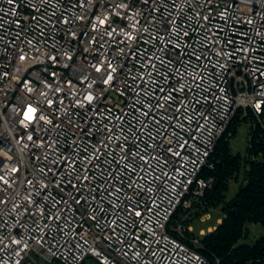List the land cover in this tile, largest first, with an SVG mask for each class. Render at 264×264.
<instances>
[{
  "label": "built area",
  "instance_id": "1",
  "mask_svg": "<svg viewBox=\"0 0 264 264\" xmlns=\"http://www.w3.org/2000/svg\"><path fill=\"white\" fill-rule=\"evenodd\" d=\"M236 114L252 148L264 0H0V264H213Z\"/></svg>",
  "mask_w": 264,
  "mask_h": 264
},
{
  "label": "trees",
  "instance_id": "2",
  "mask_svg": "<svg viewBox=\"0 0 264 264\" xmlns=\"http://www.w3.org/2000/svg\"><path fill=\"white\" fill-rule=\"evenodd\" d=\"M239 124L240 115L236 114L218 140L211 156L215 163L214 168H204L201 172L202 176L215 178L213 188L206 192L204 211L221 205L222 211L226 213L216 229L201 237V245L198 247L213 264L216 259L219 264H258L257 259L264 256V234L252 244L240 242L247 235V222L264 226V130L257 122L251 139L252 148L247 147L248 154L244 156L240 152H234L230 143V137ZM251 153L257 155L255 160L249 158ZM230 177L234 178L233 182L228 181ZM236 182H239L240 186L235 195L228 198L231 186ZM233 208L237 209L235 217L228 214ZM199 215L200 213H197L194 218ZM176 218L178 213L174 215L173 222ZM194 218L188 223H193ZM91 261L88 264H98L94 260Z\"/></svg>",
  "mask_w": 264,
  "mask_h": 264
},
{
  "label": "rangeland",
  "instance_id": "3",
  "mask_svg": "<svg viewBox=\"0 0 264 264\" xmlns=\"http://www.w3.org/2000/svg\"><path fill=\"white\" fill-rule=\"evenodd\" d=\"M251 121L247 120L241 124H239L236 127V130L234 131V134L230 137V143L233 148L234 152H240L242 155L246 156L248 154V143H249V137L251 134ZM240 186V183L236 182L233 183L231 186V191L228 194V198H231L232 196L235 195L236 191L238 190ZM211 214L212 218L210 220H207L205 222H200L198 218H194L193 221V227H194V232H198L201 228H206L207 225L212 227L213 231L214 229L217 228V218L219 216H222L223 211L221 205L218 207H213L211 208ZM206 233L209 231L208 229H205ZM264 234V226L260 223L256 222H247V235L241 239V243H248L252 244L254 243L260 236ZM92 259H88L86 263H91ZM46 264V262H43Z\"/></svg>",
  "mask_w": 264,
  "mask_h": 264
},
{
  "label": "water",
  "instance_id": "4",
  "mask_svg": "<svg viewBox=\"0 0 264 264\" xmlns=\"http://www.w3.org/2000/svg\"><path fill=\"white\" fill-rule=\"evenodd\" d=\"M1 141H2V139H0V142H1ZM234 204H236V201H234ZM228 214H229L230 216H232V217H235L236 214H237V209H236V208L230 209V210L228 211Z\"/></svg>",
  "mask_w": 264,
  "mask_h": 264
},
{
  "label": "snow or ice",
  "instance_id": "5",
  "mask_svg": "<svg viewBox=\"0 0 264 264\" xmlns=\"http://www.w3.org/2000/svg\"><path fill=\"white\" fill-rule=\"evenodd\" d=\"M33 111H34L33 109H29V114L26 115V119H29V120L32 119V116L30 115V113Z\"/></svg>",
  "mask_w": 264,
  "mask_h": 264
}]
</instances>
